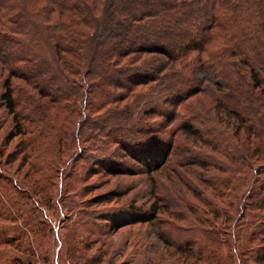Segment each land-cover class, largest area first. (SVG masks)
Returning a JSON list of instances; mask_svg holds the SVG:
<instances>
[{"label": "trees", "instance_id": "trees-1", "mask_svg": "<svg viewBox=\"0 0 264 264\" xmlns=\"http://www.w3.org/2000/svg\"><path fill=\"white\" fill-rule=\"evenodd\" d=\"M0 111V264H53L40 233L59 264H131L116 232L165 223L82 221L98 217L78 198L88 174L162 171L203 208L187 207L193 239L162 234L154 264H264V0H0ZM104 194L91 201L123 196Z\"/></svg>", "mask_w": 264, "mask_h": 264}, {"label": "rangeland", "instance_id": "rangeland-1", "mask_svg": "<svg viewBox=\"0 0 264 264\" xmlns=\"http://www.w3.org/2000/svg\"><path fill=\"white\" fill-rule=\"evenodd\" d=\"M200 78H203V75L200 74ZM210 81H213L211 76H207ZM2 111H0V115ZM4 118H7L4 116ZM4 126L0 131V144L4 139L5 133L8 131L10 127V118L7 123H3ZM177 124V122H176ZM173 126V125H172ZM171 134L168 133L167 136ZM174 134H172L173 136ZM160 139V138H159ZM162 141L165 139L168 141V138H161ZM160 139V140H161ZM170 139V137H169ZM192 142V139H190ZM189 142V143H190ZM16 143L12 142L8 147H2L5 155H9L10 152L13 151V147ZM190 145H192L190 143ZM85 154H88L87 152ZM185 158L188 160H195L196 157L190 155H185ZM174 161V157H171V162ZM85 161H80L79 164H84ZM15 166L18 163L14 164ZM151 168L155 167L154 161L150 163ZM62 172V171H61ZM80 173H84V169L79 171ZM23 172L21 173V175ZM171 172L162 171L161 174H154L153 176H143V175H134V176H118V177H109V176H98L88 174L89 180L85 184H83L84 191L82 192L81 197L78 198L79 207L78 211H82L84 213H96L97 217L100 219H88L81 218L82 221H104V218L108 213L112 214L116 212L118 215L126 214H136L137 213H145L149 212L157 218L154 221H161L165 224L156 228L155 226L148 227L144 224H137L133 226L126 227L124 229L119 230V232L113 236L112 240L116 241V245L124 246V242L129 243V248L127 250L128 255H125V259L131 261V264H154L155 258L153 255L157 254L158 251H167V245L165 241L162 239L163 233H167L166 236L172 241H177L181 243H186L187 241L193 239L194 235L198 234L197 231H193V224L191 223L192 219H194V215L187 208L188 206L192 207H201L200 202L194 199V196L191 194L189 190L185 187L181 188L182 190H178V188L174 185H171ZM155 185L157 195L155 196ZM86 189V190H85ZM192 189H194L196 195V190L205 189V186L200 185V183L193 184ZM108 191L118 192L122 197L118 198L116 202L96 205L91 199L96 198V195L108 193ZM105 195V194H104ZM96 200H94L95 202ZM150 205H153L154 209L158 212L155 213L152 209H150ZM201 210V209H200ZM46 214H51V223L55 232L59 229L60 218L58 216H53L52 212L45 210ZM46 217V215H44ZM204 218V217H201ZM74 219L70 216L68 218L64 217V214H61V226L64 224H68L69 221H73ZM92 229V226L89 227ZM158 229L162 230L161 234H159ZM63 230V229H62ZM61 230V232H62ZM62 234V233H61ZM90 240L93 239V236L89 237ZM166 238V237H165ZM37 239H39L43 251H47L51 253L53 257V264H59V255H61L62 250H60L61 242L59 239L53 237V241L50 240L48 235H44L40 233L37 235ZM52 239V238H51ZM150 241L153 240L155 244L152 250L146 249V247H140V249L135 252L137 242L139 241ZM4 252L9 256V258L13 255H18L13 249L9 247H5ZM12 256V257H13ZM132 257V259L130 258ZM167 256H169L167 254ZM168 262L174 261L173 264H181L186 262L185 257H174L172 259L167 260ZM69 264V263H65Z\"/></svg>", "mask_w": 264, "mask_h": 264}]
</instances>
